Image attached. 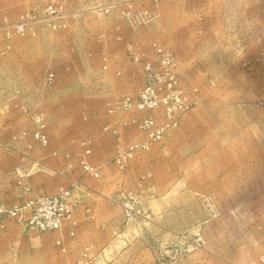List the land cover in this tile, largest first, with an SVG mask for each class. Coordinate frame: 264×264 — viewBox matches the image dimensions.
<instances>
[{
    "label": "rangeland",
    "instance_id": "374dc122",
    "mask_svg": "<svg viewBox=\"0 0 264 264\" xmlns=\"http://www.w3.org/2000/svg\"><path fill=\"white\" fill-rule=\"evenodd\" d=\"M132 63L143 82L125 85ZM148 80L187 105L158 140L132 123ZM131 129L145 137L124 146ZM106 131L130 172L113 200L123 228L97 264H264V0H0V179L14 192L0 206L69 189L75 209L71 177ZM9 225L51 232L0 213V235Z\"/></svg>",
    "mask_w": 264,
    "mask_h": 264
},
{
    "label": "crops",
    "instance_id": "0c3cea01",
    "mask_svg": "<svg viewBox=\"0 0 264 264\" xmlns=\"http://www.w3.org/2000/svg\"><path fill=\"white\" fill-rule=\"evenodd\" d=\"M122 27H118L120 30ZM127 28V27H126ZM130 32L129 27L125 29ZM140 31V29H139ZM141 45V38L136 42ZM140 50V49H139ZM120 52L121 47L115 48ZM116 52L114 56H116ZM130 64L129 73L124 76L122 82L125 85L138 80L143 82V73L140 66ZM137 67L138 71L133 67ZM136 78V79H135ZM119 87L107 95L111 99L115 98L121 92H117ZM129 90V89H123ZM125 91L123 93H126ZM109 97V99H110ZM121 120L111 117L107 123L109 128L118 126ZM100 132V130L98 129ZM108 137L104 140L98 137L91 144L89 162L98 171V178L89 173L82 172L81 176H72L74 183L73 196L76 207L69 220H66L63 227L48 234L39 235H18L17 228L8 226L12 230L10 235H0V264H8L7 261L16 262L18 259L26 260V264H97L105 256L106 246L113 241L114 237L120 235L123 228L122 215L120 210L114 204L113 200L120 197V189L125 184V176L129 169L120 171L112 161L116 139L109 131H106ZM111 134V135H110ZM142 131L129 130L124 135L122 141L124 146L129 143L144 139ZM12 148V146H10ZM11 153V152H10ZM13 157L10 156V160ZM139 158L135 160L138 162ZM9 157L0 158L1 171L8 165ZM13 163V162H12ZM13 167L10 166V169ZM1 176V175H0ZM2 177V176H1ZM6 180L0 179V196L9 198L13 196V188ZM124 181V182H123ZM70 231L73 234H70ZM19 244H22L19 247ZM10 251L6 257V253ZM87 248V249H86ZM8 250V251H7ZM88 250L87 259L83 253Z\"/></svg>",
    "mask_w": 264,
    "mask_h": 264
},
{
    "label": "built area",
    "instance_id": "2783aa9c",
    "mask_svg": "<svg viewBox=\"0 0 264 264\" xmlns=\"http://www.w3.org/2000/svg\"><path fill=\"white\" fill-rule=\"evenodd\" d=\"M117 0H114L116 3ZM161 62L164 65H169L171 59L168 55L161 53ZM147 66L153 70V67L148 63ZM53 73L47 75V79L51 81ZM168 82H173V79L168 78ZM174 83V82H173ZM148 85V86H147ZM168 89L169 86H168ZM187 105H180L179 108L171 106L168 96H161L152 86V82L148 80L146 86L138 93V99L134 104V118L132 123L138 128L146 132L151 140H158L164 132L169 128H173L179 124L182 109ZM142 112V116L141 113ZM34 136L43 145L47 143L46 136L41 131H35ZM140 148H148L146 143H139ZM133 148V147H131ZM90 152L86 149V153ZM125 158L121 153L117 156L116 162L120 163ZM82 167L84 173H89L94 177L98 176V172L89 163L83 161ZM125 211H128V206H124ZM74 204L71 201V190L64 189L53 195H41L35 198H29L20 205L12 208L0 206V213L7 216H14L16 220L28 228L36 229L37 231H53L61 229L66 220H69ZM130 209V208H129ZM70 234H73L70 231Z\"/></svg>",
    "mask_w": 264,
    "mask_h": 264
}]
</instances>
